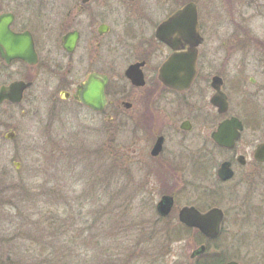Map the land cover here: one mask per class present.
<instances>
[{
    "label": "flooded vegetation",
    "instance_id": "flooded-vegetation-1",
    "mask_svg": "<svg viewBox=\"0 0 264 264\" xmlns=\"http://www.w3.org/2000/svg\"><path fill=\"white\" fill-rule=\"evenodd\" d=\"M186 9L188 17L172 28L171 46L164 25ZM256 9V0H0L10 33L0 26V38L7 40L0 43V91L14 82L30 84L24 101L42 83L53 105L77 107L110 134L116 122L131 121L130 145L142 153L141 198H157L155 213L162 219L157 207L164 198L174 202L167 217L176 212L178 221L184 207L206 213L217 207L203 212L202 206H178L177 174L195 179L189 191L223 203L232 200L231 185L258 179L264 168L256 158L264 144V32L253 27ZM14 35L24 38L28 60L4 57L12 55ZM174 55L188 63L177 66L181 72L172 86L163 69ZM187 81L188 87L176 88ZM91 87L103 88L101 110L82 101ZM231 120L243 130L227 148L214 134ZM211 148L222 158L216 174ZM224 164L230 179L219 175ZM219 209L225 227L228 210Z\"/></svg>",
    "mask_w": 264,
    "mask_h": 264
},
{
    "label": "rangeland",
    "instance_id": "rangeland-1",
    "mask_svg": "<svg viewBox=\"0 0 264 264\" xmlns=\"http://www.w3.org/2000/svg\"><path fill=\"white\" fill-rule=\"evenodd\" d=\"M256 5L253 27L261 34L264 0H256ZM48 96L41 83L21 104L0 110V264H195L190 258L199 247L194 235L159 241L163 251L158 257L139 248L129 255L144 235L137 236L136 226L123 225V220L137 224L135 218L143 219L148 233L170 231L178 223L175 212L173 220L169 217L157 225L151 217L158 218V199L141 198L142 153L130 145L132 122H116L110 134L101 121L93 125L85 112L73 105L55 106ZM10 133L15 134L12 140L6 138ZM211 150L216 174L222 158ZM262 171L258 179L250 178L237 188L231 185L232 200L223 203L218 197L189 191L188 184L197 183L188 172L176 175L182 176L175 181L179 207L228 210L223 235L211 247L212 254L226 256L225 262L264 264ZM210 182L204 184L211 187ZM61 221L67 232L59 238L53 232ZM145 243L152 244L143 241L142 247ZM104 249L113 254L109 262L102 259Z\"/></svg>",
    "mask_w": 264,
    "mask_h": 264
},
{
    "label": "water",
    "instance_id": "water-1",
    "mask_svg": "<svg viewBox=\"0 0 264 264\" xmlns=\"http://www.w3.org/2000/svg\"><path fill=\"white\" fill-rule=\"evenodd\" d=\"M190 9V7H189ZM190 15V13H189ZM188 17L187 9L183 12L176 15L172 18L166 25H164L165 30L168 31L166 40L168 43L173 46V42L169 37H171V31L174 25L181 23L182 19ZM194 24L197 26V14L194 12ZM9 23V19L2 17L0 18V26L4 28L9 33L7 29V25ZM164 30V31H165ZM10 34V33H9ZM14 48L13 52L10 56L7 54H3L6 58H14V59H23L28 60V50L26 47V43L23 37L14 35ZM7 40L5 38H0V43L6 44ZM187 57L174 55L165 65L163 69V80L168 85L175 86L176 85V73H180L181 69L177 68L179 65L187 64ZM196 61V53H194V61H192V56L190 58V65H195ZM193 68V67H192ZM189 82L187 81L185 85L181 87H176L178 89L188 87ZM30 87V84H26L25 82H14L8 87H3L0 91V105L4 101H8L14 105L21 104L23 101L25 91ZM86 93L83 96L82 101L88 105L89 107L97 110H101L104 107V94L103 88L91 87L85 90ZM243 130L242 124L237 120H231L224 122L218 129V132L214 134L215 141L221 146H225L227 148H232L234 146V142L240 137V131ZM15 134L10 133L6 136L8 140L14 139ZM256 158L264 162V144L258 147ZM18 166V165H17ZM220 177L224 179H230L232 177V171L229 169L228 164H224L222 168L219 170ZM173 199L164 198L157 207L159 215L163 217H167L170 215L173 208ZM180 222L189 227L198 229L202 235H204L207 239L216 240L222 229V224L224 221V213L221 209L214 208L206 213H201L195 207H184L179 213ZM205 252V246H202L200 249L193 252L191 255V259H195L197 256L202 255ZM227 264H238L236 262H230Z\"/></svg>",
    "mask_w": 264,
    "mask_h": 264
},
{
    "label": "trees",
    "instance_id": "trees-1",
    "mask_svg": "<svg viewBox=\"0 0 264 264\" xmlns=\"http://www.w3.org/2000/svg\"><path fill=\"white\" fill-rule=\"evenodd\" d=\"M131 213L133 212V209L131 207L127 208ZM117 216V215H116ZM124 217H128V215L124 216ZM135 222L137 224H133V223H130L128 222L127 220H123V225H128L129 227H131V224L136 226L137 230H138V234L137 236H143L142 239H138V241L135 242L134 245H132L133 247V251L131 252V254H129L130 256H133L135 255V252L136 250L139 248L140 251H143L146 249V252L148 253H152L154 254V257H158L159 255L162 254V251H163V245L159 242V241H164L166 242L167 240H181L183 237H191V236H195V245L196 246H201V245H206V252L201 256L199 257L196 261H195V264H223L225 263V260H226V256L223 254V253H217V254H212L211 253V247H213V244H215L223 235H221V237L216 240V241H210V240H207L205 239V237H203L198 231L196 230H193V229H190V228H187L183 225H181L179 222L177 224H174V227L172 230L170 231H166V230H163V232L161 233H148L147 232V229H146V224L143 223L145 222L143 219L139 222H137V218H135ZM151 219L157 223V225H161V221L166 222L167 220H170L169 218H152ZM171 220H173V217L171 218ZM158 221V222H157ZM168 222V221H167ZM176 222V221H175ZM56 225V230L54 229V234L56 236H58L59 238H61L62 236L66 235V228L64 226V224L61 222L59 223H55ZM58 228V229H57ZM63 233H62V232ZM73 231V230H72ZM71 231V232H72ZM122 230H119L118 229V232H121ZM224 232V231H223ZM116 235L118 236V233L116 232ZM75 235H73L74 237ZM102 236V235H101ZM131 235H128V238H130ZM151 236V238H150ZM103 237V236H102ZM58 238V239H59ZM154 238V239H152ZM60 240H64V239H60ZM143 241H147L149 243H152V244H148V243H145L146 246L145 247H142V243ZM123 248V247H121ZM120 250V248L118 249ZM104 256L102 257V259L105 261V262H109L111 259H112V252L110 249H104ZM131 263V262H130Z\"/></svg>",
    "mask_w": 264,
    "mask_h": 264
}]
</instances>
